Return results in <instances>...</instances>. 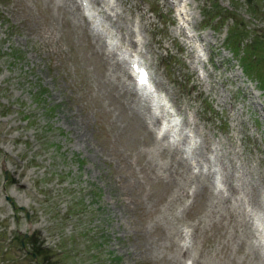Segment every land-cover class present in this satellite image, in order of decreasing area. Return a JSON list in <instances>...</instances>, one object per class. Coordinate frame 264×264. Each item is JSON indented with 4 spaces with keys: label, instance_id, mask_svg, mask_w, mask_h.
Here are the masks:
<instances>
[{
    "label": "rangeland",
    "instance_id": "374dc122",
    "mask_svg": "<svg viewBox=\"0 0 264 264\" xmlns=\"http://www.w3.org/2000/svg\"><path fill=\"white\" fill-rule=\"evenodd\" d=\"M76 1L0 0V264H264L251 227L264 221V0H188L186 32L172 0H109L127 53L142 54L192 139L210 142L189 167L208 176L207 190L182 177L178 151L154 148L155 134L169 142L162 117ZM224 8L223 24L206 25ZM227 31L259 42L250 72L240 61L254 54L240 47L239 61ZM76 198L83 211L68 213ZM37 244L49 255L30 257Z\"/></svg>",
    "mask_w": 264,
    "mask_h": 264
},
{
    "label": "bare ground",
    "instance_id": "6f19581e",
    "mask_svg": "<svg viewBox=\"0 0 264 264\" xmlns=\"http://www.w3.org/2000/svg\"><path fill=\"white\" fill-rule=\"evenodd\" d=\"M99 1V2H98ZM173 1V3H174V6L176 7V10H177V14H178V16H179V18L182 20V22L179 24V28L180 29H182V31H185L186 32V26H189L188 25V23H190V28H192V18L190 17V13L191 12H189V9H188V0H172ZM181 1V2H180ZM94 2H97L96 4L94 3ZM114 2H109V0H90V2H89V0H80V5H82V7L84 8H82L81 7V14H82V16L84 17V16H88V20H92L93 22V29L95 28L96 30V34L97 35H101V34H105L104 36H105V38H104V40H106V38H110V39H112V41H113V43L111 44L113 47V49L115 50H120V53H117V54H119L118 56H122L121 55V53L123 52L124 53V50L125 49H128V48H125V46H124V44L122 43V41L119 39L118 40V38H119V35L117 34V32L116 31H114L113 30V28L111 27V25H110V23H108V21L106 20V17H108V15H111V17H110V19H111V22L113 23V25L116 27V26H118V27H120L121 28V26H120V24H122V26L124 25V19L119 15V14H117L116 12H115V10H114V12H111V10L109 11L108 9L110 8V9H112V11H113V8H114V4H113ZM117 4V3H116ZM118 5V4H117ZM115 7H117V6H115ZM192 7V6H191ZM108 8V9H107ZM118 8V7H117ZM116 9V8H115ZM119 9V8H118ZM117 10V9H116ZM80 14V13H79ZM122 14V13H121ZM194 14V13H193ZM113 15V16H112ZM193 16V15H192ZM143 20V19H142ZM189 21V22H188ZM91 23V24H92ZM123 29V28H122ZM132 30H133V27H132ZM192 30V29H191ZM191 30H187V31H190L191 32ZM92 32V31H91ZM123 33V30L122 31H120L119 32V34H120V38L122 37V34ZM188 34V38H186V43H187V48H188V51L189 52H194V46L192 45V43H193V40H198V36H196L194 33H187ZM125 35V34H124ZM132 35V33L130 34V35H128L127 36V39H129L128 41H129V43L132 45L133 43H134V40H133V37L131 36ZM194 35L196 36L195 38H194ZM103 36V37H104ZM96 37V36H95ZM99 37V36H98ZM97 38V37H96ZM207 39V38H206ZM124 40V39H123ZM126 41V40H125ZM124 42V41H123ZM203 44V43H202ZM110 46V45H109ZM134 46V45H133ZM109 49V48H108ZM137 49V48H136ZM205 49V48H204ZM114 50H113V52H114ZM200 50V49H199ZM128 51H129V49H128ZM142 55V54H141ZM121 58V57H120ZM195 59H196V57H195ZM197 59H199V58H197ZM125 60V59H124ZM132 61V63L134 64V65H137V66H143V64H142V62H141V60L140 59H137V58H134V59H132L131 60ZM199 61V60H198ZM193 65H194V63H193ZM125 66V65H124ZM126 67V66H125ZM127 67H129V66H127ZM144 67V66H143ZM123 68V67H122ZM145 68V67H144ZM199 70V69H198ZM201 70H202V68H201ZM201 72V71H200ZM145 74H146V76H148V71H147V69H145ZM127 75H128V77H129V75H130V72H129V70L127 69ZM225 75V74H224ZM217 76V75H216ZM222 76V75H221ZM152 78V81H151V83H150V79H149V76L146 78V80H145V82L144 81H142V82H140V84H138L139 86H138V88H139V90H140V92L143 94V93H145L146 95H148L149 97H147V98H149L150 99V101H151V103H153V105H155L154 106V108H159V107H161L164 111H165V114L168 116L167 117V119H166V121H163L162 123H163V125H161V129H162V134H163V138H167V137H171V140L169 141V142H163L164 144H162V139L160 140L159 139V137H158V134H155V136L153 135V139H154V141H153V143H154V148L156 149V150H160V151H164L165 150V147H166V150H173V151H178L180 154H178L179 155V157H176L175 158V163H178V164H180L181 165V167H182V171H183V173H184V175L182 176V177H189V178H186L187 179V183H193L195 186H198V187H202V188H204L205 186H206V189L205 190H207V188L209 187L208 186V184H209V180H208V176L205 174V175H203L202 173H200V170H197V172H191L190 170H189V167L191 166L190 164H194V163H192L191 161H192V157H196V156H198V154L196 153L195 155H194V153H195V151H197V144L200 142L201 143V145H200V147L198 148V150L201 148V147H203L204 149H210V142L207 140V137L205 136V133L204 132H202V133H200V135H201V139L198 141L197 139H192V137H191V134H189V132H187L185 129L186 128H184V127H182V126H180L179 125V123H178V120L176 119V117L174 116V113H173V110H172V108L169 106V104H168V102H167V100H166V98L164 97L165 95H164V93L163 92H161L160 90H158V88H155V87H153L152 86V84L155 86V84H156V80H155V78H153V77H151ZM197 78V77H196ZM203 78V77H202ZM201 78V79H202ZM199 79V78H198ZM125 80V79H124ZM216 81V80H215ZM139 83V82H138ZM145 84H147V85H145ZM151 84V85H150ZM216 84H217V82H216ZM219 84V83H218ZM129 85H131L130 83H129ZM136 85V81H135V83H133L132 82V88H133V90L135 91V93H137L136 92V90H135V88H134V86ZM132 88H130V89H132ZM214 88H216V87H214ZM210 89V88H209ZM251 93V92H250ZM141 95V94H140ZM251 95V94H250ZM218 97V96H217ZM253 97V96H252ZM142 98V97H141ZM143 99V98H142ZM141 99V100H142ZM146 101H149V100H146ZM147 104H148V102H147ZM145 105V104H144ZM151 105V104H150ZM149 107V106H148ZM149 108H147L146 110H148ZM153 109V108H152ZM145 110V109H144ZM153 115V114H152ZM154 116V115H153ZM156 116H157V118L159 119L160 118V116H161V113H158V114H156L155 116H154V120L156 119ZM151 117V116H150ZM186 118V117H185ZM158 121V120H157ZM197 121V120H196ZM153 122V121H152ZM192 122V121H191ZM155 124V123H154ZM193 125V124H192ZM199 127V126H198ZM194 128V127H193ZM153 129V128H152ZM156 129V128H155ZM154 129V130H155ZM159 129V128H158ZM195 129V128H194ZM198 130V129H197ZM200 130V129H199ZM191 132V131H190ZM198 132V131H197ZM196 132V133H197ZM195 133V132H194ZM195 135H197V134H195ZM209 136V135H208ZM224 140V139H223ZM213 141V140H212ZM199 143V144H200ZM226 143V142H225ZM234 143V142H233ZM164 145V146H163ZM215 145H217V144H215ZM214 145V146H215ZM220 145V144H219ZM227 145V144H226ZM199 146V145H198ZM216 147V146H215ZM220 147V146H219ZM232 147V146H231ZM223 148V147H222ZM236 148V147H235ZM170 150V151H171ZM186 151L187 152V156L185 155V154H183V151ZM212 150V149H211ZM216 150V149H215ZM204 151V150H203ZM222 151V150H221ZM198 152V151H197ZM200 152V151H199ZM212 152V151H211ZM206 153V152H205ZM213 153H214V151H213ZM238 153V152H237ZM212 154V153H211ZM218 154V153H217ZM224 154V153H223ZM233 154H235V153H233ZM199 155H201V154H199ZM203 155V154H202ZM175 156V155H174ZM206 156H208V155H206ZM218 156V155H217ZM221 156H222V154H221ZM227 156V155H226ZM225 156V157H226ZM233 156V155H232ZM242 156V155H241ZM199 157V156H198ZM203 157V156H202ZM220 157V156H219ZM230 157V156H229ZM204 158V157H203ZM203 158H202V160H203ZM232 158V157H231ZM173 159V158H172ZM194 159H196V158H194ZM205 159V158H204ZM211 159V156L209 157V159H206V160H210ZM215 159V158H214ZM200 160H201V158H200ZM235 160V159H234ZM194 161V160H193ZM213 161V160H212ZM216 161V160H215ZM218 161V160H217ZM222 161V160H221ZM225 161V160H224ZM194 162H196V161H194ZM200 162V161H199ZM198 162V163H199ZM172 163V162H171ZM197 163V162H196ZM202 163V162H201ZM200 163V164H201ZM235 163V162H234ZM186 164L188 165V167L185 169V167H186ZM226 164V163H225ZM166 165V164H165ZM175 165V164H174ZM198 165V164H197ZM208 165V164H207ZM209 165H210V163H209ZM215 165V164H214ZM232 165V164H231ZM167 166V165H166ZM173 166V165H172ZM205 166V165H204ZM237 166V165H236ZM207 167V166H206ZM210 167V166H209ZM215 167H216V165H215ZM166 168V167H165ZM171 168V167H170ZM180 168V167H179ZM195 168V167H194ZM200 168V167H199ZM204 168V167H203ZM202 168V169H203ZM236 168V167H235ZM177 169V168H176ZM212 169V168H211ZM210 169V170H211ZM231 169V168H230ZM229 169V170H230ZM171 171L172 170H175V169H170ZM180 170V169H179ZM209 170V171H210ZM221 170H222V168H221ZM228 170V171H229ZM248 170V169H247ZM167 171H168V169H167ZM195 171V170H194ZM212 171H214L213 169H212ZM170 172V171H169ZM177 172V171H176ZM221 172V171H220ZM235 172V171H234ZM179 173V172H178ZM182 173V172H181ZM215 173H216V171H215ZM218 173V172H217ZM215 175V174H214ZM221 175H224V173L222 174L221 173ZM211 176H212V174H211ZM225 176H227V174L225 175ZM210 177V176H209ZM213 178V177H212ZM229 179V178H228ZM227 180V179H226ZM181 182V181H180ZM20 183V182H19ZM184 184V183H183ZM211 184H213V183H211ZM230 184V183H229ZM234 184V183H233ZM185 185V184H184ZM192 185V184H191ZM217 185V184H216ZM215 184H213L212 186H216ZM236 186V185H235ZM235 186H233V187H235ZM185 189V188H184ZM191 189H193V188H191ZM190 190V189H189ZM189 190H187L188 192H189ZM204 190V191H205ZM211 190V189H210ZM213 190V189H212ZM215 190H216V188H215ZM221 190V189H220ZM235 190H236V187H235ZM251 190V189H250ZM185 191V190H184ZM200 192V191H199ZM215 192V191H214ZM221 192H223V191H221ZM178 193V192H177ZM198 193V192H197ZM179 194V193H178ZM218 194H219V192H218ZM223 194V193H222ZM222 194H221V198L223 197L222 196ZM174 195V194H173ZM181 195V194H180ZM207 195V194H206ZM209 199L212 201V203L215 205V204H217L218 205V203H220V201L218 200V198H217V196H216V194L215 193H213V192H209ZM184 196V195H183ZM171 197V196H170ZM169 197V198H170ZM174 197V196H173ZM176 197V196H175ZM187 197H188V195H187ZM205 197V196H204ZM177 198V197H176ZM194 198V197H193ZM196 198V197H195ZM171 199V198H170ZM169 199V200H170ZM173 199V198H172ZM197 199V198H196ZM203 199V198H202ZM224 199H226V198H224ZM177 200V199H176ZM181 200H183V198L181 199ZM204 200H206V199H204ZM170 202V201H169ZM169 202H167L166 204H168ZM203 202V201H202ZM208 202V201H207ZM206 203V202H205ZM209 203V202H208ZM178 204V203H177ZM181 204V203H180ZM229 204V203H228ZM170 205H171V203H170ZM186 205V204H185ZM194 205V204H193ZM178 206L180 207V205L178 204L176 207H174V208H172V210H171V223L174 221L173 219H175L174 217H175V214L176 213H178L177 212V208H178ZM224 206V205H223ZM228 206V205H227ZM233 206V205H232ZM165 207V206H164ZM182 207V206H181ZM187 207V206H186ZM234 207V206H233ZM201 208V207H200ZM209 208V207H208ZM212 208V207H211ZM169 209V208H168ZM170 210V209H169ZM179 210V209H178ZM184 210H185V208H184ZM211 210V209H210ZM215 210V209H214ZM226 210V209H225ZM204 211V210H203ZM209 210L207 209V212H208ZM218 211V210H217ZM217 211H216V213H217ZM229 211V210H228ZM183 212V211H182ZM213 212V211H212ZM210 214V213H209ZM178 215H179V213H178ZM170 216V215H169ZM183 216V215H182ZM165 217V216H164ZM179 218H180V215H179ZM164 219V218H163ZM181 219V218H180ZM169 221V220H168ZM176 222L178 221V219H176L175 220ZM163 222V221H162ZM181 222V221H180ZM245 222H247V221H245ZM174 223V222H173ZM236 223V222H235ZM186 224H188V223H186ZM192 224V223H191ZM196 224V223H195ZM240 224V223H239ZM244 224V223H243ZM256 224H257V226H260V227H262L263 226V228H261L260 229V234H261V237H262V241H263V243H262V245L264 246V224H262L261 222H260V220L259 219H257V221H256ZM172 225H175V223L174 224H172ZM180 224H178V226H179ZM182 225V224H181ZM194 225V224H193ZM262 225V226H261ZM178 226H177V228H178ZM180 227V226H179ZM191 227H192V225H191ZM180 229L182 230V228L180 227ZM191 229V228H190ZM255 229H253V231H254ZM172 231V230H171ZM170 231V232H171ZM174 231H175V229H174ZM180 231V230H179ZM241 232H243L244 233V235L245 236H250V234L252 233V231H251V227L249 226V224H245V225H243V227H242V229H241ZM175 233V232H174ZM184 233V232H183ZM170 234V233H169ZM172 234V233H171ZM170 234V235H171ZM184 235V234H183ZM172 236V235H171ZM180 236V235H179ZM185 236V235H184ZM175 237H176V235H175ZM183 237V236H182ZM172 238H173V236H172ZM183 248L181 247V250H182ZM187 251H190L189 250V248L187 247V248H185ZM261 260L263 259V257H261L260 258ZM260 262V261H259ZM262 262L264 263V260H262Z\"/></svg>",
    "mask_w": 264,
    "mask_h": 264
},
{
    "label": "trees",
    "instance_id": "16d2710c",
    "mask_svg": "<svg viewBox=\"0 0 264 264\" xmlns=\"http://www.w3.org/2000/svg\"><path fill=\"white\" fill-rule=\"evenodd\" d=\"M214 5L218 8H221L218 4H214ZM207 11H210V10L208 9ZM230 14L231 13L229 12V10H227L225 8H224V11H215L212 14L208 12L207 23L212 25L213 23L217 22L218 20L220 21V23H222V21ZM215 17H217V21L213 22L212 19ZM234 25L236 26V20H234V24L232 25V28ZM234 35L235 34L233 32L228 33V31H227L226 41H227V45L229 46L228 48H230L236 55H238L239 61H240V53H241V50L239 49L240 47L242 49H245L246 52L254 54L253 57L248 56L247 61H245V60L240 61L242 67L245 68L248 72H250V70L253 68L252 65L255 64L260 59V57L258 58V56H259L258 52H254L256 45L259 42H257V40H253V41L246 42L245 44H243L239 41V39L238 40H236V38L233 39ZM262 49H264V48H262ZM261 86H263V85H261ZM36 251L38 254L41 253V251L39 249L38 250L36 249Z\"/></svg>",
    "mask_w": 264,
    "mask_h": 264
}]
</instances>
